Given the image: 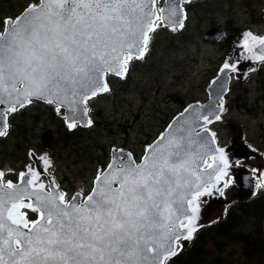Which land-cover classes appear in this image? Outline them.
Returning a JSON list of instances; mask_svg holds the SVG:
<instances>
[{"label":"water","instance_id":"95a60500","mask_svg":"<svg viewBox=\"0 0 264 264\" xmlns=\"http://www.w3.org/2000/svg\"><path fill=\"white\" fill-rule=\"evenodd\" d=\"M189 1L164 0L159 20L181 27L182 3ZM39 2L6 19L0 32V135L7 110L31 99L53 102L64 110L66 124L86 127L85 99L105 92L107 73L124 75L126 52L144 53L158 15L157 0ZM225 35L212 26L203 37L220 41ZM253 49L264 57V41ZM230 71L222 67L207 85L208 101L191 102L171 119L140 164L128 151L112 150L83 202L74 193L64 203L52 185L50 192L33 187L28 174L10 188L0 178V264H164L189 235L182 221L193 213L190 200L223 169L221 148L206 125L219 117ZM41 140L49 147L51 131ZM31 157L42 172L39 158ZM207 157L211 166L204 167ZM255 187L253 174L244 171L241 189ZM21 199L38 212L31 228L10 218L12 203Z\"/></svg>","mask_w":264,"mask_h":264},{"label":"rangeland","instance_id":"374dc122","mask_svg":"<svg viewBox=\"0 0 264 264\" xmlns=\"http://www.w3.org/2000/svg\"><path fill=\"white\" fill-rule=\"evenodd\" d=\"M3 1L6 15L0 31L6 19L14 20L39 0ZM194 1L182 3L186 13L183 26L170 28L159 20L163 0H157V21L143 55L128 63L125 76L108 73L105 93L85 99L90 120L87 127L65 125L62 110L51 103L33 100L10 111L9 126L0 135L3 185L9 187L21 174L29 173L34 187L48 190L51 184L63 201L74 193L83 198L108 164L111 150H126L139 162L147 145L175 114L191 101L208 100L207 85L227 66L231 71L222 102L224 112L221 110L218 119L207 125L215 132L224 166L216 181L194 199L196 207L184 219L189 235L219 215L215 210L211 215L209 212L221 209L227 187L241 190L244 171L251 172L256 182L249 193L264 189V57L253 49L264 40V0ZM212 26L226 31L223 40L203 37ZM246 57L251 65H244ZM127 78L130 81L123 83ZM25 115V132L16 137L15 123ZM46 129L53 135L49 147L41 140ZM65 130L75 134L67 138ZM31 153L40 158L42 172ZM211 161L208 157L204 166ZM229 193L232 197V191ZM14 207L18 223L26 227L34 223L25 216L32 210L27 200L14 203Z\"/></svg>","mask_w":264,"mask_h":264},{"label":"trees","instance_id":"16d2710c","mask_svg":"<svg viewBox=\"0 0 264 264\" xmlns=\"http://www.w3.org/2000/svg\"><path fill=\"white\" fill-rule=\"evenodd\" d=\"M3 2L0 0V26L6 15ZM129 81L127 78L123 83ZM27 119L25 115L15 123L16 137L25 132ZM61 125L65 128L63 121ZM74 134L75 131L65 130L67 138ZM225 194L227 199L221 209L212 208L209 212L210 215L214 210L219 212L215 220L179 239L176 251L164 264H264V189L248 193L227 187ZM35 215L32 210L25 213L29 221Z\"/></svg>","mask_w":264,"mask_h":264},{"label":"bare ground","instance_id":"6f19581e","mask_svg":"<svg viewBox=\"0 0 264 264\" xmlns=\"http://www.w3.org/2000/svg\"><path fill=\"white\" fill-rule=\"evenodd\" d=\"M135 58H140V57H135L134 55H130L129 53H125V67H127V65H128V63L131 61V60H133V59H135ZM244 65L245 66H247V65H251V62H250V60H249V58L248 57H246V62L244 63ZM224 110V109H223ZM222 110V113L224 112ZM207 128L210 130V132L212 133V135H213V137H214V139L216 140V142H217V138H216V135H215V132L213 131V129L210 127V126H207ZM263 182V181H262ZM196 198V197H195ZM195 198H193L192 200H190V202H189V206H190V209H192V210H194V208L196 207V200H194ZM15 211H16V207H14V209H13V211H12V213H11V219H12V221H14V222H19L18 220H19V216H18V214L16 213L15 214ZM184 222H185V220H183L182 221V225L184 224Z\"/></svg>","mask_w":264,"mask_h":264}]
</instances>
